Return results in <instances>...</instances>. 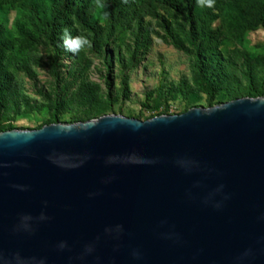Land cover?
Returning a JSON list of instances; mask_svg holds the SVG:
<instances>
[{
	"label": "water",
	"instance_id": "1",
	"mask_svg": "<svg viewBox=\"0 0 264 264\" xmlns=\"http://www.w3.org/2000/svg\"><path fill=\"white\" fill-rule=\"evenodd\" d=\"M0 264H264V96L1 131Z\"/></svg>",
	"mask_w": 264,
	"mask_h": 264
},
{
	"label": "rangeland",
	"instance_id": "2",
	"mask_svg": "<svg viewBox=\"0 0 264 264\" xmlns=\"http://www.w3.org/2000/svg\"><path fill=\"white\" fill-rule=\"evenodd\" d=\"M47 1L0 0V78L8 85L0 129L39 128L54 113L68 123L105 114L146 120L249 96L262 85L264 28L248 23L261 0H213L212 7L201 0H82L80 9L53 0L61 8L53 27L45 24L34 39L20 36L14 22ZM65 30L90 46L66 51ZM212 50L220 60L209 63L207 88L198 58L207 64Z\"/></svg>",
	"mask_w": 264,
	"mask_h": 264
},
{
	"label": "trees",
	"instance_id": "3",
	"mask_svg": "<svg viewBox=\"0 0 264 264\" xmlns=\"http://www.w3.org/2000/svg\"><path fill=\"white\" fill-rule=\"evenodd\" d=\"M80 1L82 0H65L66 4L74 3V9L77 7V9H80ZM61 12V8H58L57 1H47L44 4H37L36 7H34L30 14H25L24 19L18 18L14 22V26L17 30V33L28 39H34L38 32H41L45 28V24L53 27L55 22H57L59 18V13ZM250 22V23H249ZM248 23L253 28L261 26L264 28V0H261V4L259 7V14L256 15L254 19L249 20ZM192 39L195 37L192 34ZM55 38V36L52 37V39ZM3 44V41L0 40V45ZM201 56V55H200ZM220 58L218 56V53L216 51H211L209 53V62L205 64L201 58H198V67H199V74H198V80L201 84H203L205 87L208 88V79L210 76H212L211 71H209V63H212L211 65H215V62L219 61ZM211 73V74H210ZM8 85L5 84L4 79L0 78V99L6 96L7 93V87ZM264 90V79L262 82V85L259 89H257L254 92H250L249 96L251 97H258L263 95ZM91 119V118H90ZM87 119V120H90ZM86 121V120H85ZM59 122L57 120L56 113L53 114L52 121L50 123ZM43 125L39 126L42 127ZM12 128H1V131L9 130Z\"/></svg>",
	"mask_w": 264,
	"mask_h": 264
},
{
	"label": "clouds",
	"instance_id": "4",
	"mask_svg": "<svg viewBox=\"0 0 264 264\" xmlns=\"http://www.w3.org/2000/svg\"><path fill=\"white\" fill-rule=\"evenodd\" d=\"M202 4H206V6L208 7H212L213 4V0H201ZM60 41L62 43V46L64 47V49L70 53H72L73 55L77 54L81 49H83L86 46H90V41L87 39V37L85 36H72V34L65 30L61 37H60ZM42 219L44 217H41ZM25 220L30 219V217H24ZM66 247V244L61 243L59 248L60 250H63ZM133 257L137 258L138 257V253L137 252H133Z\"/></svg>",
	"mask_w": 264,
	"mask_h": 264
}]
</instances>
